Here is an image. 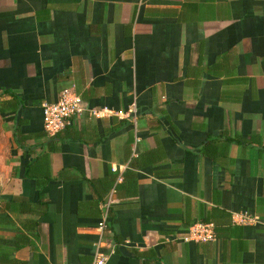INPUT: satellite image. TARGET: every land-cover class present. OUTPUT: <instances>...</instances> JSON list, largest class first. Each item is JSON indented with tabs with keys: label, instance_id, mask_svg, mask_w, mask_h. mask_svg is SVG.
Listing matches in <instances>:
<instances>
[{
	"label": "crops",
	"instance_id": "obj_1",
	"mask_svg": "<svg viewBox=\"0 0 264 264\" xmlns=\"http://www.w3.org/2000/svg\"><path fill=\"white\" fill-rule=\"evenodd\" d=\"M66 89L100 115L56 139ZM97 251L264 264V0H0V264Z\"/></svg>",
	"mask_w": 264,
	"mask_h": 264
},
{
	"label": "built area",
	"instance_id": "obj_2",
	"mask_svg": "<svg viewBox=\"0 0 264 264\" xmlns=\"http://www.w3.org/2000/svg\"><path fill=\"white\" fill-rule=\"evenodd\" d=\"M86 112H89L93 117H99L100 115L96 110L88 111L81 96L72 90L66 89L61 92L57 102L45 103L43 105L44 129L49 136L54 137L70 125L72 119L82 116ZM132 112L118 114L117 116L134 120L136 118H134V111ZM110 204L111 201L106 204V208L110 207ZM234 223L240 225H255L259 223V219L256 217L240 216L234 220ZM100 225L105 229L106 220ZM216 239L215 225L213 223H197L193 225L189 230V237L187 238L188 241L196 243H212ZM107 261L108 256L101 251H97L90 264H107Z\"/></svg>",
	"mask_w": 264,
	"mask_h": 264
},
{
	"label": "trees",
	"instance_id": "obj_3",
	"mask_svg": "<svg viewBox=\"0 0 264 264\" xmlns=\"http://www.w3.org/2000/svg\"><path fill=\"white\" fill-rule=\"evenodd\" d=\"M70 125H68L62 132H60V133H58L56 136H54V138H59L60 136H62V135H66L69 131H70ZM216 226V225H215ZM110 227H109V223H107V221H106V231L109 229ZM215 233H216V236H217V232H216V227H215Z\"/></svg>",
	"mask_w": 264,
	"mask_h": 264
}]
</instances>
